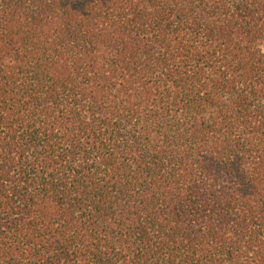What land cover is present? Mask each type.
<instances>
[{
  "label": "trees",
  "instance_id": "obj_1",
  "mask_svg": "<svg viewBox=\"0 0 264 264\" xmlns=\"http://www.w3.org/2000/svg\"><path fill=\"white\" fill-rule=\"evenodd\" d=\"M264 0H0V264H264Z\"/></svg>",
  "mask_w": 264,
  "mask_h": 264
},
{
  "label": "rangeland",
  "instance_id": "obj_2",
  "mask_svg": "<svg viewBox=\"0 0 264 264\" xmlns=\"http://www.w3.org/2000/svg\"><path fill=\"white\" fill-rule=\"evenodd\" d=\"M263 50H264V47H263Z\"/></svg>",
  "mask_w": 264,
  "mask_h": 264
}]
</instances>
